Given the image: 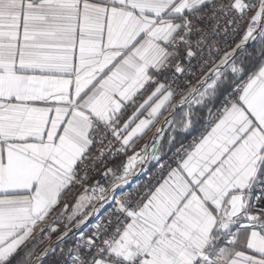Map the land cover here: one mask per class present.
Instances as JSON below:
<instances>
[{"label":"snow or ice","instance_id":"snow-or-ice-1","mask_svg":"<svg viewBox=\"0 0 264 264\" xmlns=\"http://www.w3.org/2000/svg\"><path fill=\"white\" fill-rule=\"evenodd\" d=\"M0 264H264V0H0Z\"/></svg>","mask_w":264,"mask_h":264},{"label":"built area","instance_id":"built-area-1","mask_svg":"<svg viewBox=\"0 0 264 264\" xmlns=\"http://www.w3.org/2000/svg\"><path fill=\"white\" fill-rule=\"evenodd\" d=\"M238 40H239V37L236 38V42H238ZM229 43H232L233 44V47H234V43L231 40L229 41ZM237 51H239V50H237ZM203 131H204V125H202L200 127V129L197 132H195L193 135H191L188 138V140L185 141L183 144L186 145V146L187 145H190L192 143L193 139L196 138V137H198L200 135V133H202ZM153 171H155V170L153 169ZM53 241H55V237H53ZM45 246H48V245H45Z\"/></svg>","mask_w":264,"mask_h":264},{"label":"trees","instance_id":"trees-1","mask_svg":"<svg viewBox=\"0 0 264 264\" xmlns=\"http://www.w3.org/2000/svg\"><path fill=\"white\" fill-rule=\"evenodd\" d=\"M203 115H204V114H202V116H203ZM202 125H203V121L201 122V125L197 128V130H198ZM197 130H196V131H197ZM196 131H195V132H196ZM195 132H194V133H195ZM190 136H191V135H190ZM190 136H187L186 138H184V139L182 140V143H184L185 141H187L188 138H189Z\"/></svg>","mask_w":264,"mask_h":264},{"label":"crops","instance_id":"crops-1","mask_svg":"<svg viewBox=\"0 0 264 264\" xmlns=\"http://www.w3.org/2000/svg\"><path fill=\"white\" fill-rule=\"evenodd\" d=\"M199 129H200V128H199ZM199 129H198V130H199ZM198 130H197V131H198ZM197 131H196V132H197ZM153 133H154V132H153ZM153 133H149V137H151ZM193 134H194V133H193ZM193 134H192V135H193ZM144 142H146V141H144ZM142 143H143V142H142ZM42 247H44V246H42Z\"/></svg>","mask_w":264,"mask_h":264},{"label":"bare ground","instance_id":"bare-ground-1","mask_svg":"<svg viewBox=\"0 0 264 264\" xmlns=\"http://www.w3.org/2000/svg\"><path fill=\"white\" fill-rule=\"evenodd\" d=\"M159 127V126H158ZM155 133H153L152 135H154Z\"/></svg>","mask_w":264,"mask_h":264},{"label":"rangeland","instance_id":"rangeland-1","mask_svg":"<svg viewBox=\"0 0 264 264\" xmlns=\"http://www.w3.org/2000/svg\"><path fill=\"white\" fill-rule=\"evenodd\" d=\"M53 237H55V236H53ZM45 246V245H44Z\"/></svg>","mask_w":264,"mask_h":264}]
</instances>
